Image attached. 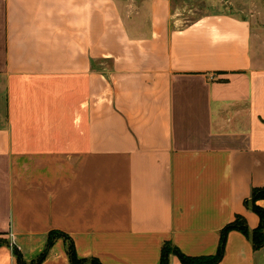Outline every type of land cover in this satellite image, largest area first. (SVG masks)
I'll return each instance as SVG.
<instances>
[{"label":"crops","instance_id":"1","mask_svg":"<svg viewBox=\"0 0 264 264\" xmlns=\"http://www.w3.org/2000/svg\"><path fill=\"white\" fill-rule=\"evenodd\" d=\"M211 1L0 0V264L53 230L80 258L161 264L167 242L215 255L237 215L258 227L264 0ZM219 264H264V246L231 231Z\"/></svg>","mask_w":264,"mask_h":264},{"label":"trees","instance_id":"2","mask_svg":"<svg viewBox=\"0 0 264 264\" xmlns=\"http://www.w3.org/2000/svg\"><path fill=\"white\" fill-rule=\"evenodd\" d=\"M264 199V186L255 187L252 191L251 199L248 204L259 216L260 223L257 228L251 230L247 225L245 218L241 215H237L235 220L227 225L221 232V241L218 252L215 255L210 256H189L183 253L179 248L173 246L167 242L163 246L161 264H170V256L176 255L182 264H219L225 255L227 236L231 231H240L241 233L249 236L253 248L258 250L264 246V208L257 204L258 200ZM58 238H63L67 245V254L69 256L71 264H103L98 258H80L74 240L66 233L60 230H53L48 234L47 246L44 252L33 262L27 263L23 260L22 253L19 249L14 248L15 255L17 256L20 264H42L43 261L49 255V252Z\"/></svg>","mask_w":264,"mask_h":264},{"label":"rangeland","instance_id":"3","mask_svg":"<svg viewBox=\"0 0 264 264\" xmlns=\"http://www.w3.org/2000/svg\"><path fill=\"white\" fill-rule=\"evenodd\" d=\"M186 5H183L182 11L186 14L188 11L192 10L193 13H204L210 12L217 8H221L222 4L218 1L213 2L210 0H186ZM224 8H226L224 6Z\"/></svg>","mask_w":264,"mask_h":264}]
</instances>
